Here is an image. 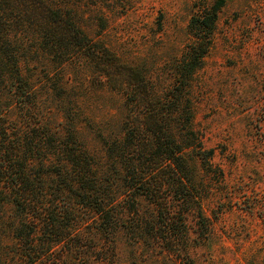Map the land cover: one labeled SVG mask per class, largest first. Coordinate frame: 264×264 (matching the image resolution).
<instances>
[{
    "label": "rangeland",
    "instance_id": "rangeland-1",
    "mask_svg": "<svg viewBox=\"0 0 264 264\" xmlns=\"http://www.w3.org/2000/svg\"><path fill=\"white\" fill-rule=\"evenodd\" d=\"M45 2L149 82L161 101L153 106L160 126L185 148L183 161L177 166L171 160L149 180L166 190V231L152 201L130 193L128 181L121 180L125 132L151 108L136 104L130 85L109 80L120 69L104 75L80 52L56 59L34 40V31L24 34L12 49L35 106L19 110L3 79L1 112L20 130L39 124L69 148L85 151L101 187L76 204L79 199L66 187L79 189L70 168L63 178L47 179L46 190H64L54 201L61 223L46 235L42 224L27 225L24 213L1 192L0 264H183L187 258L193 264H264V0H222L220 6L221 0ZM214 9L208 51L190 73L191 65L179 62L192 43L191 18L210 16ZM0 16L10 17L4 6ZM6 58L0 54L4 75ZM198 143L200 152H212L208 164L197 157ZM86 178L92 180L91 174ZM4 186L3 181L1 191ZM132 196L137 213L127 209ZM98 197L112 206V222L90 207ZM66 230L72 235L49 243L51 235Z\"/></svg>",
    "mask_w": 264,
    "mask_h": 264
},
{
    "label": "trees",
    "instance_id": "trees-1",
    "mask_svg": "<svg viewBox=\"0 0 264 264\" xmlns=\"http://www.w3.org/2000/svg\"><path fill=\"white\" fill-rule=\"evenodd\" d=\"M221 3L222 0L218 6ZM1 6H4L6 11L8 9L10 17L2 18L0 16V33L2 34L0 36V54L6 56L9 62L7 67H3L6 72L5 75L0 73V80L4 79L7 84H10L13 98L17 101L19 110L30 111V106L34 104V98L30 85L21 72L20 56L12 48L19 45L20 42L22 43L21 38L24 34H29L32 31H34V40L43 48L51 51L56 59L67 60L76 52H80L94 66L101 69L100 72L104 75H108L109 71L115 67L120 69L116 76L112 74L107 76L109 80L124 81L132 87V96H134L136 104L151 108V111H145V115L136 126L125 132L122 142L126 147L121 152L122 165L124 166L121 169L123 172L121 180L125 183L128 181L124 187L130 193L151 200L161 214L164 229H170L169 202L164 196L167 195L166 190L162 188V182L158 183L156 180L153 185L152 179L151 182L149 180L169 165L171 160L175 165L180 166L185 148L173 139L170 129L165 128L164 130L160 126L162 118L154 111L153 106L161 101L156 98L149 82L141 77L138 71L121 64L107 48L94 44L77 28L71 18L65 16L60 10L49 6L45 0H0ZM216 9L210 13V16L191 18L189 25L193 30V34L190 36L192 43L184 53L182 61L179 62V65H184L186 68L189 63L192 68L190 73L202 65L204 55L208 51L217 17ZM27 25L30 26L29 29H27ZM18 29L20 32H17ZM3 64L2 62L1 65ZM192 139H194L193 135ZM189 147L194 146H187V148ZM196 148L199 149L198 159L208 164L212 152H200L202 150L200 143ZM36 161L37 163H34ZM51 167L57 170L44 174V169ZM69 168L74 172L71 181L78 184L79 189L71 190L73 187L70 184H66V187L67 192H72L79 199L80 202L76 204L90 199L88 194H91V197L95 194L98 195L101 186L97 183L96 177L92 175L89 157L85 151L76 152L69 148L61 137L45 130L39 124L37 128L26 126V129L20 130L19 125L11 123L0 109V185L3 181L5 185L4 191H1L0 187V194L1 192L8 194L14 207L24 213L27 225L30 223V226L32 225L36 229L38 224H42L44 231L47 230L43 231L42 235L50 233L51 229H58V225L61 223L56 216L60 215V210L54 211V207H57L59 203L54 201L58 199L56 193L64 190L63 188L58 190L57 186L54 190L52 188L46 190L48 188L46 180L51 177L63 178L69 172ZM87 173L91 174L92 180L87 181ZM64 193L66 194L65 191ZM98 198L94 199L90 207L94 209L95 213L104 215L103 220L107 223L112 222V206L105 199ZM128 200L130 201V206L127 207L128 211L132 210L137 213V203L133 196ZM70 230L51 235L49 243L55 244L65 235L71 236ZM182 258V261H186V258ZM183 264L193 263L187 258Z\"/></svg>",
    "mask_w": 264,
    "mask_h": 264
}]
</instances>
